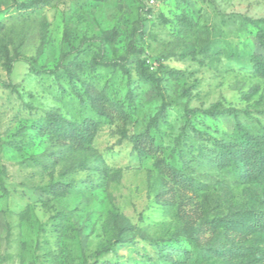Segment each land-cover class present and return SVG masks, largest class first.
I'll use <instances>...</instances> for the list:
<instances>
[{
	"label": "rangeland",
	"instance_id": "rangeland-1",
	"mask_svg": "<svg viewBox=\"0 0 264 264\" xmlns=\"http://www.w3.org/2000/svg\"><path fill=\"white\" fill-rule=\"evenodd\" d=\"M244 17L264 0H0V264L261 263L264 173L217 145L238 120L264 147ZM51 113L98 129L75 145L45 131ZM142 133L155 152L139 154Z\"/></svg>",
	"mask_w": 264,
	"mask_h": 264
},
{
	"label": "trees",
	"instance_id": "trees-1",
	"mask_svg": "<svg viewBox=\"0 0 264 264\" xmlns=\"http://www.w3.org/2000/svg\"><path fill=\"white\" fill-rule=\"evenodd\" d=\"M247 24L252 25L257 29V38L260 46L263 49V53L254 55L253 69L255 72L264 76V17L251 18L244 17ZM14 61L11 60L7 67L8 75L10 76L13 71ZM1 82V80H0ZM8 84H13L8 82ZM91 102L97 106L98 109L102 110V113L107 117H113V109L106 105L102 98L96 95H91ZM200 109H190L189 114H196L200 112ZM202 112L215 116L217 111L210 109L202 110ZM236 129L233 133L234 140L224 141L217 140L219 150L223 156L231 160V168L237 173L262 174L264 173V147L262 144L255 139L251 134L247 132V129L240 121H236ZM98 129L96 121L84 120L81 124H76L66 120L62 116L56 113L49 115V121L46 125L45 131L47 133L57 132L63 136L69 138V140L78 146L88 142L94 132ZM135 147L138 148L139 154L144 152H155L157 145L155 144L154 138L149 133H142L135 137ZM262 143L264 145V134H262ZM241 147L240 149H238ZM159 168L163 173L169 176L172 180L182 184L190 183L189 177L185 175L180 168L170 163L159 162ZM252 227L259 231H264V212L260 211L256 214L254 221L251 223ZM222 255L233 258L232 253H221ZM260 264H264V258Z\"/></svg>",
	"mask_w": 264,
	"mask_h": 264
}]
</instances>
